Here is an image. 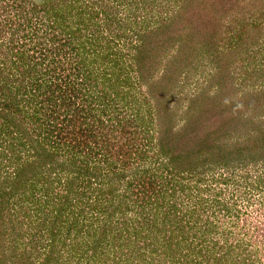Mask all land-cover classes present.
Returning a JSON list of instances; mask_svg holds the SVG:
<instances>
[{
	"label": "rangeland",
	"instance_id": "374dc122",
	"mask_svg": "<svg viewBox=\"0 0 264 264\" xmlns=\"http://www.w3.org/2000/svg\"><path fill=\"white\" fill-rule=\"evenodd\" d=\"M9 1L1 0L0 8ZM104 1L109 9L103 8ZM80 3L87 19L76 16L73 20L74 27L80 25L82 29V36L73 35L76 41L81 37L99 39L90 41L89 46L105 52L119 50L121 55L130 51L137 57L132 75L141 90H137L139 96L132 103H136L138 112L129 110L140 115L135 121L137 129L130 136L129 146H134L133 152L129 151L130 164L134 163L135 170L140 169L137 164L150 168L151 182L187 183L194 195L190 202L188 192L178 189L174 197L182 209L169 213L177 216L148 224L152 227L145 233H153L150 238L155 244L150 248L158 247L156 260L170 256L171 248L180 246L182 252L195 249V260L194 255L190 258L196 264L206 248L222 256L229 245L239 247L240 242L247 260L264 264V0ZM3 10L0 43L17 31L22 37L26 25H31L16 17L15 7L10 6L12 14ZM92 11L98 14L89 20L86 13ZM107 13L117 19L110 27ZM7 15L17 18L16 27L1 24ZM33 21L40 27L41 21ZM216 63L219 70L214 68ZM39 98L38 111L41 108L49 116L43 106L48 105L47 100ZM113 148L102 149L95 160L86 157L83 161L82 156V162L74 166L63 163L67 158L63 149L56 156L64 166H51L44 165V156H38L32 147L18 146L12 151L23 158L24 168L19 164L14 172L17 164H13L11 153L0 147V190L7 183L15 186L12 180L17 176L20 181L16 190L6 189V197H0V264H89L88 256L95 250L97 264H115L113 255L119 245L113 249L104 242L97 249V243L91 241L99 239L98 235H88L91 216L78 215L95 195L91 187L96 185L90 183L94 168L106 164V152ZM186 150L190 152L186 154ZM146 158H151L150 162ZM27 159L33 169L27 167ZM44 161H50V157ZM201 199L206 200L205 208L196 211L203 206L196 203ZM221 203L242 211L243 219L231 217L229 222L236 233L232 238L224 227V216L219 219L211 214ZM74 218L77 226H71ZM133 220L147 224L142 216ZM205 224L207 228L202 230ZM185 261L186 257L183 264ZM158 264L164 263L160 260Z\"/></svg>",
	"mask_w": 264,
	"mask_h": 264
},
{
	"label": "trees",
	"instance_id": "16d2710c",
	"mask_svg": "<svg viewBox=\"0 0 264 264\" xmlns=\"http://www.w3.org/2000/svg\"><path fill=\"white\" fill-rule=\"evenodd\" d=\"M54 1L10 0L9 3L1 4L0 11L4 9L12 14L9 10L10 6H13L16 9V17L31 22V25L30 28L26 25L22 37H18L17 31L0 43V147L4 148V152L11 153L13 164H17L13 170L16 172L19 164L24 166L23 158L12 151L18 146L21 149L32 147L37 155L44 156V159L50 157V161L42 159V163L51 166H64L66 163L78 165L82 162V156L83 161L86 157L95 160L102 149L105 152V148L109 150L114 146V151L106 152V164L103 167L98 165L92 172L94 178L90 183L96 187H89L93 188L95 195L91 197V201H86L87 206L79 213L76 212L79 216H91L88 235H98L100 239H92L91 242L97 243V249L104 242L111 244L113 249L115 244H118L116 254L113 255L117 258L115 264H158L160 260L164 264H183L185 257L184 264H193L195 249L182 252L180 246L172 247L170 256L163 255L156 260L155 252L158 247L154 245L150 248L151 244H155L150 238L153 233H145L152 227L148 224H154V220L162 219L166 222L177 216L170 214L171 210L182 209L174 197L178 189L188 192L190 202L193 201L194 195L187 183H176L173 180L156 183L157 179L151 182L148 175L150 168L137 164L136 167L140 169L135 170L134 163L130 164L129 151L133 152L134 149V146H129L132 145L130 136L137 129L135 121L140 115L137 113L138 109H135L136 103H132L136 96H139L137 90H141L137 88V83H133L132 71L134 62H137L135 53L129 51L126 55H121L119 50L105 52V49L101 51L100 48L89 46L90 41L99 39L81 37V40L76 41L73 35L82 36V29L80 25L74 27L73 20L76 16L87 19L86 15V18L83 17L84 6L80 0L71 1L72 3L67 0ZM104 7L109 9L105 1ZM86 14H89V20H92L93 15L98 12ZM107 14L109 15L106 22L110 27L117 19L111 15L113 13ZM11 17L7 15L1 24L16 27L17 18ZM33 18L41 21L40 27L33 25ZM216 65L214 68L219 70L218 63ZM135 68L137 70V67ZM226 72L229 73L227 69ZM29 85L32 89H29ZM31 90L33 97L30 96ZM40 96L43 97L41 100H47L48 105L43 106L49 116H45L41 108L38 111ZM129 107L137 112L133 113ZM63 149L67 155V158L63 159L64 164L60 163L56 156L60 155ZM189 150H186V154ZM120 153L123 154L122 158H119ZM141 154L143 156L144 153ZM150 159L147 160L150 162ZM169 160L172 163L173 158ZM25 162L27 167L33 169L29 159ZM132 168L134 169L130 170ZM15 178L12 180L15 186L11 183L4 185L0 190V197H6L9 188L17 189V183L20 181L18 176ZM78 182L83 183V180ZM165 192L169 194L166 196ZM196 203L203 206L195 210H203L206 200L201 199ZM132 211H135L134 215ZM241 212L237 207L221 203L213 208L211 214L219 219L224 216V227L228 231V237L232 238L236 233L229 222L231 217L243 219ZM140 216L145 218L144 222L147 224L139 225L133 220ZM76 218L71 226H77ZM205 228L207 224L201 227L202 230ZM174 229L177 230V227ZM78 231L80 234V230ZM244 233L247 234L248 231ZM238 245L239 247L233 243L229 245L222 256H218L215 251L209 249L210 247L206 248L200 259L197 258L195 262L222 264L223 259L225 264H256L246 259L247 255L243 254L241 243L238 242ZM96 252L95 250L88 256L89 264H97ZM191 255H194L193 261ZM248 256L251 257L249 253Z\"/></svg>",
	"mask_w": 264,
	"mask_h": 264
}]
</instances>
